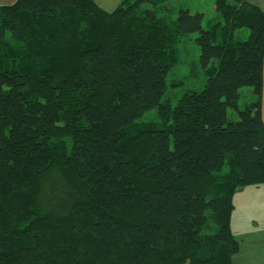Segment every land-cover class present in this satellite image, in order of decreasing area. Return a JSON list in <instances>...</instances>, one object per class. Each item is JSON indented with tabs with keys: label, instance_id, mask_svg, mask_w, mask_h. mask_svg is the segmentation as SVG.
Instances as JSON below:
<instances>
[{
	"label": "trees",
	"instance_id": "trees-1",
	"mask_svg": "<svg viewBox=\"0 0 264 264\" xmlns=\"http://www.w3.org/2000/svg\"><path fill=\"white\" fill-rule=\"evenodd\" d=\"M166 1L0 4V264H237L233 197L264 184V9L214 0L204 27ZM194 32L207 79L174 105Z\"/></svg>",
	"mask_w": 264,
	"mask_h": 264
},
{
	"label": "rangeland",
	"instance_id": "rangeland-1",
	"mask_svg": "<svg viewBox=\"0 0 264 264\" xmlns=\"http://www.w3.org/2000/svg\"><path fill=\"white\" fill-rule=\"evenodd\" d=\"M121 1L122 0H115L107 7L110 11H113L119 6ZM252 2L264 8V0H252ZM12 3L6 2L5 4ZM114 3L117 4L114 5ZM181 8H188L191 13H204V27H207L209 20H212L213 18H221L218 11H216L214 0H167L159 8V11L165 17L169 18L170 16L173 21L176 19L178 11ZM239 34L240 39L244 40L248 37L249 30L247 28H243L240 30ZM197 36L198 33L196 32L184 35L178 49V60L168 74V88L164 94V100L167 99L174 105L185 92L189 90H201L205 86L207 77L205 76L204 70L199 61L201 50L195 42ZM258 99L259 96L255 93L253 87L244 86L240 88L239 108L244 109L247 105L257 101ZM260 101L263 114L262 116L264 118V86ZM154 117H158L157 109L150 110L144 115V118L148 119H154ZM228 117L230 120L237 119V110L229 108Z\"/></svg>",
	"mask_w": 264,
	"mask_h": 264
},
{
	"label": "crops",
	"instance_id": "crops-1",
	"mask_svg": "<svg viewBox=\"0 0 264 264\" xmlns=\"http://www.w3.org/2000/svg\"><path fill=\"white\" fill-rule=\"evenodd\" d=\"M15 1L0 0V4ZM95 1L100 7L110 11L107 6L115 0ZM233 203L231 229L240 243L239 251L232 256L233 262L264 264V184L248 185L239 189L233 197Z\"/></svg>",
	"mask_w": 264,
	"mask_h": 264
}]
</instances>
